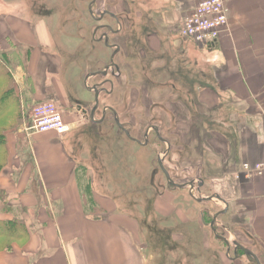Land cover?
<instances>
[{
    "label": "crops",
    "instance_id": "0c3cea01",
    "mask_svg": "<svg viewBox=\"0 0 264 264\" xmlns=\"http://www.w3.org/2000/svg\"><path fill=\"white\" fill-rule=\"evenodd\" d=\"M12 1L0 0V52H7L8 57L14 59L11 75L20 97L23 116L37 103L54 101L63 108L72 131L64 134L57 131H29L21 118L17 120V127L6 131L8 157L0 170V194L3 191L2 197L9 198L11 205H20V217L26 219L30 233L24 238L7 242L0 249V264H203V260L207 264H211V261L212 264H233L235 258L229 255L228 246H225V256L224 248L212 243L210 238L207 240L208 234L205 232V245L202 248L198 243L199 253L196 254L190 239L197 232L202 233V226L198 224L202 223V215L205 216V213L201 208L198 215L192 217L186 214L183 203L182 206L178 205L180 203H177V198H162L157 201L155 207L162 213L165 221L177 220L172 223L174 228H171L172 238L169 239L163 229H168L171 223L165 227L157 225L159 228H155L156 231L152 229L144 233L140 224L142 217L139 218L136 212L137 200H123L130 207L128 213L129 208L121 209L120 198L104 195L105 192L98 189L91 180V173L99 167L89 160L97 151L103 161L102 166L105 164L104 142L97 141L98 137H95L92 142L95 148H91L83 132L80 133L82 136L73 132L85 120L84 115H80L82 107L77 105L80 108L77 111L74 107L76 101L88 106L87 102L92 101L90 92L94 95V91L88 86L97 85L87 83L86 74L83 88L80 89L76 74L69 72L64 79L59 70L57 52L54 50V16L58 4L55 0H26L25 9ZM34 1H43L47 7H36ZM83 1L92 13L98 6V2L93 6L95 0ZM120 1L102 2L100 18L96 19L101 22L95 26L93 41L98 35L95 34L96 28L111 26L109 20L104 21L106 16L113 20L120 17V13H115ZM199 1L130 0L131 4H135L136 11L139 5L147 11L143 16L138 11L135 17L133 15L134 18L130 15V23L136 28L145 27L148 30L155 27H180L184 17ZM16 7L19 9L13 10ZM227 7L228 26L218 39L200 44L179 34L185 38L179 41V45L184 51L182 60L192 64L194 75H197V79L193 76L188 83L192 87L194 101H197L195 105L201 113L207 110L215 116L217 122L224 121L228 124V157L231 165L234 164L232 168L235 179L239 183L244 182L242 198L245 199L242 204L247 209L250 234L256 237L257 247L251 248L257 251L264 264V177L246 180L241 175L242 169L237 170V166L241 164L242 167L244 162L264 160V0H227ZM103 12L105 13L101 17ZM93 15L97 17L94 13ZM146 38L152 49L156 50L163 36L149 34ZM187 43L190 44L189 49L183 46ZM104 46L107 47L106 44ZM108 47L113 52L116 49L115 46ZM121 51L120 46L115 58H121ZM22 59L25 63L19 61ZM117 65V72L110 68L108 75L112 80L110 91L99 88V104L108 107V112H115L114 105L108 99L120 90L122 78L126 77V71L123 72L121 65ZM96 72L92 71L90 74ZM52 73L56 78L49 76ZM5 79L0 78V90ZM103 83L102 87H107ZM95 95L94 104L88 110L90 118L96 102ZM223 111V119L218 118ZM103 118L99 119L94 115L92 122L97 123L95 126H100L106 123H98ZM94 136L100 135L94 132ZM21 140L24 141L23 144ZM115 141V138H109V142ZM28 149L31 154L26 160L23 155ZM85 174L87 180H84ZM87 185L93 193L94 209H89L87 205L88 197L84 191ZM175 204L179 210L174 207ZM12 217L7 211L0 212V219L8 220ZM219 222L218 218L216 223L219 225ZM190 224L197 225L200 230L187 232L186 226ZM198 239L200 240L199 237ZM10 243L11 248H7ZM212 251L214 258L210 259Z\"/></svg>",
    "mask_w": 264,
    "mask_h": 264
},
{
    "label": "rangeland",
    "instance_id": "374dc122",
    "mask_svg": "<svg viewBox=\"0 0 264 264\" xmlns=\"http://www.w3.org/2000/svg\"><path fill=\"white\" fill-rule=\"evenodd\" d=\"M25 1L13 0L12 2L22 5L20 8L25 9ZM55 1L58 4L54 16L56 19L54 50L57 52L58 67L64 79L69 72L76 74L78 87L82 89L85 75L95 70L104 69L110 63L113 53L112 48L104 46V41L98 42L102 35H97L98 39L95 38L93 41L95 26L99 24L96 19L104 0H98V6L93 9V13L97 17L91 10L88 11L87 3L83 0ZM34 2L36 7L43 9L47 7L43 1ZM144 8L139 5L137 9L139 15L147 14ZM15 9H19V7L13 10ZM116 9L115 13L118 15L120 13L122 19L125 20V26L123 31L118 34L110 33V43H117L121 46V58L117 59L118 57H116L114 60L121 65L120 68L123 72L126 71V77L122 78L120 90L116 91V94L112 95L108 102L114 105V111L120 115L119 119L135 140L129 138L126 132L124 133L117 127L115 112L107 113L105 124L95 126L97 123L94 124L91 121L90 111L87 113V110L82 107L86 113L80 111V115H85V120H82L81 123L83 124L84 121L86 123L84 126H81L80 123L81 125L79 124L77 128L73 129V132L79 133L77 136H82L80 133L83 132V136L86 141L90 142L91 148L93 139L98 137L97 141H103L106 149L103 166V161L100 160L101 157L97 151L94 152L90 160L88 159L90 163L99 167L98 170L91 173V180L94 184L96 183L101 192H105L104 195L120 198L121 209L129 208L127 209L128 213H130V207L124 201L137 200L136 212L139 218L142 217L140 224L144 233L146 230L154 229L156 231L159 227L177 222V220L167 222L168 219L165 221L162 213L158 212L155 203L162 198H177V203H180L178 205L182 206L183 203L186 214L192 217H196L201 208L205 213V216L202 215V223L198 224L202 226V233L197 232L196 236L192 235L190 239L191 245L195 246L196 254L199 253L200 245L198 243L202 248L205 245V232L208 234L207 240L210 238L212 243L224 248L225 256V246L228 244L221 239V236L229 238V247L231 246L229 255L235 258L233 264H257L251 255L244 254L242 250L237 254L233 251L236 242L247 248L257 247L256 237H252L250 234L247 209L242 204V200L245 199L242 198L244 182L239 183L235 179V172L232 168L234 164L231 165V160L228 157L226 148L228 124L224 121L217 122L216 118L212 116L213 114L208 113L207 110L202 111L205 113H201L195 105L197 101H194L193 90L188 83L191 82L193 76L197 79V75H194L193 65L182 60L184 51L183 48H180L179 41L185 38L179 35L181 26L157 27L150 30L145 27L136 28L130 23L131 16L135 17L137 12L135 4H131L130 0H121ZM108 20L111 26L118 27L115 20L106 16L104 21L108 22ZM153 30L163 36L160 38L161 41L156 50L152 49L149 39L146 38ZM188 43L183 46L189 49L190 44ZM49 76L56 78L54 73ZM96 81L97 79L90 80L88 83L92 84ZM84 89L89 93L86 88ZM91 95L90 100L92 101L87 102L88 106H86L88 110L94 103L95 92L94 95L90 92ZM74 107L77 111V105ZM59 108L61 109V107ZM61 110L63 111V108ZM11 111L14 114L16 107ZM220 114L221 116L218 118L223 119L225 111ZM205 116L209 117L211 123L205 122ZM65 121L68 123L66 119ZM24 124L27 127L32 124V108L25 113ZM154 126L160 128L161 136L170 144L163 138L156 137ZM69 127L71 129L70 124ZM94 132L100 136H94ZM109 138H115L116 141L109 142ZM23 142L21 140L22 144ZM98 148L100 149V147ZM24 154L23 156L28 160L31 154L29 149ZM160 158H162L163 167L169 171L173 181L177 184L191 181L195 183L191 193L196 198L214 196L213 200L197 201L190 193L188 185L182 188L170 185L161 167ZM238 169L241 171V164L237 166ZM84 180H87L86 174ZM1 192L4 194L3 191ZM216 194L230 202L227 212L218 216L219 225L216 221L214 223L217 234L211 223L214 215L223 210L224 203L219 200ZM8 199L0 198V209L6 208L5 204L9 203ZM175 205L174 207L178 208V205ZM15 207L7 209L8 214L13 217L20 216L22 210L20 205L16 204ZM172 226L173 224L168 229L162 228L169 239L172 238L171 232L174 228ZM186 227L189 233L196 229L200 230L195 224ZM8 240L0 238V249L5 247ZM212 254L213 251L209 254L210 259L214 258ZM224 255L220 259L224 260ZM204 261L203 264H207Z\"/></svg>",
    "mask_w": 264,
    "mask_h": 264
},
{
    "label": "built area",
    "instance_id": "2783aa9c",
    "mask_svg": "<svg viewBox=\"0 0 264 264\" xmlns=\"http://www.w3.org/2000/svg\"><path fill=\"white\" fill-rule=\"evenodd\" d=\"M228 11L227 0H200L184 17L180 28L181 35L190 37L200 44L218 39L228 26ZM27 129L34 132L57 131L64 134L70 127L56 102L43 101L32 108V124ZM241 175L246 180L264 177V160L244 162Z\"/></svg>",
    "mask_w": 264,
    "mask_h": 264
},
{
    "label": "trees",
    "instance_id": "16d2710c",
    "mask_svg": "<svg viewBox=\"0 0 264 264\" xmlns=\"http://www.w3.org/2000/svg\"><path fill=\"white\" fill-rule=\"evenodd\" d=\"M19 61H23L24 63V59ZM13 64L15 65L14 59L8 57L7 52H0V78H6L3 88L0 90V170L5 165L8 157L6 131L9 128L17 127V120L21 118L23 122V117H25V115L23 116L20 97L16 92V87L14 85L13 77L11 75V69L13 68ZM14 107H16V111L14 112V114H12L11 110ZM212 116L215 118L214 115ZM205 119V122L211 123L209 117L205 116ZM84 191L86 193L85 195L88 197L86 199L88 202L87 205L89 206V209H94L95 200L93 198V193L90 186H85ZM1 197L2 194H0V198ZM2 198H4V196ZM5 205L4 206L6 208L0 209V212L7 211V209H14L15 207L10 203H7ZM29 233V225L27 224L26 219L23 217L15 216L8 220L0 219V238L9 239L7 242L19 238H24ZM7 248H11V243Z\"/></svg>",
    "mask_w": 264,
    "mask_h": 264
},
{
    "label": "water",
    "instance_id": "95a60500",
    "mask_svg": "<svg viewBox=\"0 0 264 264\" xmlns=\"http://www.w3.org/2000/svg\"><path fill=\"white\" fill-rule=\"evenodd\" d=\"M91 11H92V10H91ZM106 12H107V13H110L112 16H114L113 13L108 12V11H106ZM104 13H105V12H103V13L101 14V17L104 15ZM111 29H112V28H111ZM114 31H115V30H114ZM103 35L106 36L105 42H106V44H107L108 46H110V47H114V46H115V47H116V49L114 50V52H113V54H112V58H111V62H110V64L107 65L106 68H105V70L102 72L103 74H105V73H107V71H108L109 68H114V67H116L117 69H119V67H118V65L116 64L114 58H115L116 53L119 51L120 46H119V45H113V44H110V43H109V36L107 35V32H106L105 34H103ZM101 38H102V37H101ZM90 75H91V74H88L87 77H86V82H87V83H88V79H89ZM88 88H90L91 90H93V91L95 92V94H96V95H95V100H96V102H95L94 108H93V110H92V112H91L92 118H94L95 111H96V109H97V107H98V105H99V89L97 88V86H88ZM80 107H82V106L80 105ZM84 111H86V110H84ZM115 114H117V113L115 112ZM116 121H117V124L119 125V127H122V126H123V124H122V123L120 122V120H119L118 115H116ZM153 128H154L155 130L158 131L157 126H154ZM125 132H126V134H127V136H128L129 138L135 140V138H133V137L131 136V134L129 133V131H127V130L125 129ZM163 139H164V138H163ZM164 140H165V139H164ZM165 141H166L168 144H170L169 141H167V140H165ZM167 152H168V150H167ZM162 162H163V161H162V158H160V164H161V167L163 168V170H164V172H165V174H166V176H167V179H168L169 184H170V185H173V186H176V187H180V188L185 187V186L188 185V186H189V189H190V193H191V192H192V189L195 187V183L189 181V182H184V183L177 184L175 181H173V179H172V177H171L169 171H168L165 167H163V163H162ZM200 186H201V184H200ZM191 194H192V193H191ZM192 195H193V197H194L195 199H197V200L200 201V202H203V201H206V200H213V198H214V196H208V197L196 198L194 194H192ZM216 195H217V194H216ZM217 196H218L219 200H220L221 202L224 203V209H223L222 211L217 212V214H215L214 219H213V221H212V223H211L212 228H213V230L215 231V233H216V228L214 227V223H215V221H217L218 216H219L220 214H225V213L227 212L228 208H229V202H227V201H226L224 198H222L221 196H219V195H217ZM216 234H217V233H216ZM218 237H220V236L218 235ZM221 239H223V240H224L225 242H227V243L229 242V240H228L229 238H225L224 236H221ZM236 245H237V246H240L248 256L251 255V257H253V259H255V260L257 261V264H262L261 261H260V259H259V257H258V255L256 254L255 251H253L252 249L247 248V247H245V246H243V245H241L240 243H237V242H236Z\"/></svg>",
    "mask_w": 264,
    "mask_h": 264
},
{
    "label": "flooded vegetation",
    "instance_id": "af4514ba",
    "mask_svg": "<svg viewBox=\"0 0 264 264\" xmlns=\"http://www.w3.org/2000/svg\"><path fill=\"white\" fill-rule=\"evenodd\" d=\"M97 2H98V0H95V2L93 3V6H96L97 5ZM97 18H100V13L98 14V17ZM116 20V22L118 23V27H116V28H114V27H112V26H105V27H99V28H96V32H95V34L97 35L100 31H101V33L100 34H98V35H103L104 34V32H107V35L109 36V43H110V35L111 34H118V33H120V32H122L123 31V28H124V26H125V24H124V22H125V20H123L122 19V17L120 16V17H118V19H115ZM97 22H101V21H97ZM120 24H121V26H120ZM98 25H100V23L98 24ZM102 25V24H101ZM104 26V25H103ZM112 28V29H111ZM156 28V27H155ZM151 29V28H150ZM115 30V31H114ZM111 33V34H110ZM151 34H154V35H158V36H160L161 34H159L156 30H153V31H151ZM162 36V35H161ZM102 37V36H101ZM105 39H106V36H104L102 39L100 38V41L102 42V41H104V44H106L105 43ZM110 44H113V43H110ZM107 45V44H106ZM108 46V45H107ZM120 50V49H119ZM117 54V53H116ZM109 65V64H108ZM106 68V67H105ZM105 68H104V70H105ZM103 70V69H102ZM100 71L99 73H98V71L99 70H95L94 72H96V73H93V74H91L90 75V77H89V79L92 81V80H94V79H97V81L96 82H94V83H92V84H96L97 85V88L99 89V88H101V90L102 89H104V91H106V92H109L110 91V85L112 84L111 83V79L108 77V75H110L109 73H110V68L108 69V73H105V74H103L102 72L103 71ZM114 72L116 73L117 72V68L116 67H114ZM88 79V81H90ZM103 82H105V83H103ZM102 83L103 84H105L107 87H105V88H103L102 86H104V85H102ZM100 90V91H101ZM103 92V91H102ZM99 94H100V92H99ZM94 104V103H93ZM76 105H81L82 107L84 106L83 104H81V102H79V101H76ZM85 107V109L87 110V113H88V109L86 108V106H84ZM80 109V108H79ZM84 109V110H85ZM80 110H82V111H84L83 109H80ZM99 110H100V113H99ZM110 109L108 108V107H106V106H102L101 104H99L98 105V107H97V109H96V111H95V117H97V118H99V119H101V118H103V120H101V121H98V123H104V122H106L107 121V113H108V111H109ZM86 112L84 111V114H85ZM105 114V115H104ZM104 115V116H103ZM85 116V115H84ZM91 117V116H90ZM91 119V121H92V118H90ZM120 122L123 124V122L121 121V119H120ZM85 124V123H84ZM84 124H82L81 126H84ZM116 125H117V127L120 129V130H122L124 133H125V129H126V126L125 125H123L122 127H119V125L117 124V122H116ZM158 128V127H157ZM154 131H155V135H156V137L158 138V139H161V138H163L162 136H161V130H160V128H158V131L157 130H155L154 129ZM132 136V135H131ZM228 244V248L231 250V246L229 247V245H230V243L228 242L227 243ZM242 245V244H241ZM240 250H242V252L244 253V254H246L245 252H244V250L240 247V246H237L236 245V247L234 248V252L237 254ZM259 257V256H258ZM260 259V258H259ZM255 260V259H254ZM257 262V261H256Z\"/></svg>",
    "mask_w": 264,
    "mask_h": 264
}]
</instances>
